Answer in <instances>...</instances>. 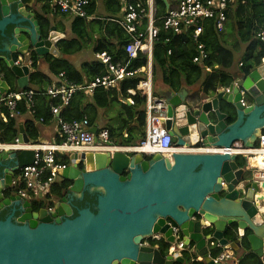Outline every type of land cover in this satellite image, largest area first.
Masks as SVG:
<instances>
[{
  "label": "water",
  "instance_id": "obj_1",
  "mask_svg": "<svg viewBox=\"0 0 264 264\" xmlns=\"http://www.w3.org/2000/svg\"><path fill=\"white\" fill-rule=\"evenodd\" d=\"M55 22L37 0H0V32L4 36L7 26H15L9 44L0 47V99L14 86L29 87L33 55L37 60L63 56L58 42L64 35ZM165 99V125L176 146L231 148L241 142L253 149L264 134V62L247 75L239 72L227 86L200 93L194 103L172 90ZM19 130L17 142L38 143L23 124ZM91 130L97 135V127ZM34 154L12 150L0 155V200L21 213L16 220L14 213L0 219V264L183 262L172 246L173 228L183 248L206 264H219L210 255L209 241L237 251L247 237L251 251L264 256V203L260 206L257 198L264 180L248 181L236 154L177 152L148 158L120 151L72 152L58 172L72 196L58 198L53 210L32 212L29 199H4L3 193ZM9 162L17 166L8 170ZM85 193L95 195L94 204H71L75 195L82 199ZM233 225L236 238L230 240L225 232ZM154 235L171 244L169 255L151 241Z\"/></svg>",
  "mask_w": 264,
  "mask_h": 264
},
{
  "label": "trees",
  "instance_id": "obj_2",
  "mask_svg": "<svg viewBox=\"0 0 264 264\" xmlns=\"http://www.w3.org/2000/svg\"><path fill=\"white\" fill-rule=\"evenodd\" d=\"M136 1V0H133ZM144 3L146 0H140ZM157 13H156V25L159 27V35L153 44V76L155 77L156 70L160 69L163 73V81L174 90H178L181 84L185 83L189 86L201 85L204 92L215 91L221 86H227L231 80V73L228 71L233 66L235 53H240V69L244 74H249L253 69L262 65L264 59V41L258 37L260 32H264V0H235L227 12V20L225 22V28L219 31L216 27L215 18L204 19L201 21L202 34L198 40L193 38V28L184 29L181 33L176 34L172 30H165L162 26L161 18L166 13V6L160 0H156ZM95 2L91 0L90 5L87 7V15L89 16L94 11ZM42 20V17H40ZM88 21L84 18H74L72 24V32L74 37L71 39H61L59 41V47L61 52L66 55H73L77 51L83 49L86 45L92 44L95 52H107L112 57L113 63H120L125 65L128 61V55L125 48L133 42L132 36L128 35L124 29L113 21L106 23L105 21H93L96 26H106V30L111 32L116 38L117 42L114 44L106 38H92L88 36L87 28ZM91 23L90 25H94ZM98 28V27H97ZM101 28V27H100ZM144 29V28H143ZM88 36V37H87ZM1 38V37H0ZM202 43L205 46L208 54L207 59L202 65L194 63L193 58L198 55V44ZM169 50L171 53L169 54ZM34 60V72L30 76V85L24 90L42 89L45 84H49L50 80L37 67L38 60L33 55ZM46 63L49 65L50 70L55 74L64 73L66 77L72 80L75 84H81L84 77L90 81H94L97 76H101L105 73V66L97 61L87 62L84 65V72L76 70L68 59L59 60L47 56ZM130 70L141 69L148 64V56L146 52H139L138 56L129 63ZM210 67L212 71L206 74L205 67ZM143 78V74H135L124 80L122 88L127 90L130 88L136 89L139 81ZM16 87H13L15 90ZM99 91V104H103L111 96L112 100L118 101L116 97L117 93H113L109 89L106 90L102 87L96 89ZM43 92L44 90H35ZM79 94V102H75V98H72L70 104L60 111V115L66 120L79 119L85 115L89 118L90 123L93 125L95 119L89 113V110L93 105L87 103L86 96L83 93ZM126 96L127 93H123ZM43 94L37 93L38 96ZM133 104L127 106L128 119L122 122L121 128H115L108 126L110 141L114 146L128 147L137 146L145 138V126H146V113L145 104L146 97L140 93H136L132 97ZM58 103L60 101L58 100ZM96 103V102H95ZM94 103V104H95ZM17 108L22 115L29 112L26 105V99L23 98L17 102ZM39 112L36 111V117H43L45 120V102L39 107ZM31 111V110H30ZM70 111H76L78 115H70ZM50 112V110L48 111ZM8 114L7 107H0V143H13L19 135V120L18 118H8L4 120L2 114ZM51 113V112H50ZM234 118H230L228 121L232 122ZM27 134L31 139H37L39 136V127L34 124L32 119H28L24 123ZM124 129H127V136L123 134ZM240 157V156H239ZM237 157L236 162L238 165H245V161ZM56 162L59 164H68V158L61 157L57 153ZM69 182L60 181L53 185L51 193L55 201L60 198L63 191V187H68ZM50 204H53L50 201ZM49 204V205H50ZM34 207L38 210L44 207L46 201L39 200L33 202ZM85 204L80 203L79 207H83ZM92 205V204H91ZM76 214V213H75ZM0 219H3L0 216ZM235 225L226 230L225 235L230 240L236 238ZM209 233V232H208ZM251 233L247 232V235ZM161 252L164 256L169 255L172 251V246L166 243L164 240L159 241ZM244 253L239 257L238 264H264L263 260L256 255L250 249V245L247 241V237L243 239L242 248ZM222 249L219 247L211 248L210 254L213 258L221 253ZM184 261H176L173 264H206L203 260L197 261V255L193 251L185 250L182 253Z\"/></svg>",
  "mask_w": 264,
  "mask_h": 264
},
{
  "label": "built area",
  "instance_id": "obj_3",
  "mask_svg": "<svg viewBox=\"0 0 264 264\" xmlns=\"http://www.w3.org/2000/svg\"><path fill=\"white\" fill-rule=\"evenodd\" d=\"M234 0H179L178 4L167 10L166 15L162 18L163 28L165 30H172L174 33H181L184 29L193 28V38L199 39L202 33V26L200 22L204 19L216 20V27L219 31L224 29V24L227 20L226 11L229 3ZM55 12L70 15L73 17L88 18L87 7L90 4L89 0H49ZM156 6L154 0H147L146 6L140 2L126 1L125 14L121 25L128 34L135 39L126 48L128 61L125 65L120 63H113L111 56L106 52L98 53L100 58L108 68L110 74L115 76L111 79L110 74L96 78L94 81L86 86L69 84L68 89H61L56 91H49V95L55 97L61 93L67 92L68 95L63 98V102L59 105L61 108L69 104V99L72 92L84 90L92 92L97 87H108L115 80L123 78L124 76H132L141 69L130 70L129 63L136 58L139 51L152 48V42L155 41L159 35V28L156 26L155 18ZM147 19V25L144 30L139 29L142 20ZM258 37L264 41V32H260ZM144 40L148 43L145 44ZM169 53L171 51L169 50ZM208 54L205 46L202 43L198 44V55L193 58V62L203 64L207 59ZM206 71H212L210 67H205ZM142 94L146 96V136L142 141V145L138 148L140 151L153 155L155 153L169 154L172 151L171 137L166 130L165 119L167 118V104L165 99L155 96L151 90L150 80L141 81L138 85ZM37 92L33 90L28 91H10L0 99V107H7L8 114H2L4 120L8 118H17L20 112L17 108V102L23 98L26 99L27 106L32 109L34 105V97ZM60 107L52 106V112L58 113ZM8 117V118H7ZM59 128L61 132V140L57 143H43L35 145L32 148L28 146H18L13 144H0V153L8 150H22L33 149L35 152L34 160L31 164L26 165L20 169V173L14 181L18 186L19 194L30 200H45L50 199V192L55 183L59 179L58 172L65 168L64 164L56 162V155H67L72 151H101L105 147L95 144V135L90 131L89 121L84 118L82 120H74L65 122L59 120ZM99 139L105 142L109 139V131L102 129L99 132ZM263 143L260 148L264 147V134L260 137ZM229 154H243L247 156V162L251 168L257 170L258 179L264 180V162L255 161L257 155L252 153L250 149L244 150L239 148H226L223 153ZM53 210V207H49ZM173 235L175 237L176 249L183 251V242L181 241L178 228H173ZM160 236H152V240H159ZM213 245V243L211 244ZM200 258H198L199 260ZM234 259L233 251L228 250L214 258L215 263H225Z\"/></svg>",
  "mask_w": 264,
  "mask_h": 264
},
{
  "label": "crops",
  "instance_id": "obj_4",
  "mask_svg": "<svg viewBox=\"0 0 264 264\" xmlns=\"http://www.w3.org/2000/svg\"><path fill=\"white\" fill-rule=\"evenodd\" d=\"M91 3V0H89ZM95 2V7L94 11L92 14L89 15L88 21H91L88 25L87 28V33L88 36L90 35L91 39L92 38H106L107 40H110L114 44L117 42V38L111 34V32L106 30V26H96L93 21H105L106 23L108 22H115L118 23L119 26L122 27L121 22L124 18L125 14V7H126V1L127 0H92ZM162 1V0H160ZM167 3H169V7H174L178 4L179 0H166ZM37 2L44 6L45 12L49 13V16H53L56 20L55 24L57 26V30L64 35L62 39H71L74 37V34L72 32V24L74 22V17L66 14H62L59 12H55L53 7L51 6L49 0H37ZM163 2V1H162ZM90 5V4H89ZM166 5V4H165ZM167 7V5H166ZM51 14V15H50ZM59 23V24H58ZM93 23L94 25H90ZM98 27V28H97ZM101 27V28H100ZM139 27H142V23H140ZM123 28V27H122ZM124 29V28H123ZM125 31V30H124ZM87 36V37H88ZM59 43V42H58ZM90 50L88 55H85L84 50ZM62 50H60L61 52ZM144 51L147 53L148 56V64L146 66H143L141 69V72H138L136 74H143V77L146 76L147 79L151 81V90L152 93H154L155 96L160 97L165 99L169 93L172 91H175V93H178L181 98L185 100L187 103H194L198 100V97H200V93H205L203 86L201 85H195V86H189L185 83L181 84L178 90H174L171 88L169 85L165 84L163 81V73L161 72L160 69L156 70L155 77L153 76V47L150 49H144ZM99 53V52H98ZM97 52L93 50L92 44L86 45L83 49L77 51L73 55H66L65 53L61 52L63 56H58L54 57L51 55H47L52 58H57L59 60L63 59H68L69 62L72 64V66L78 70L79 72H84V65L87 62H94L97 61ZM46 56V57H47ZM46 57L43 58L45 59L43 63V69L42 72L47 75V77L50 80L49 84H45V87H42V89H34L33 90H44L43 92L47 91L50 88H56L59 87L60 85H69V84H75L72 80L68 79L66 75L62 72L60 74H55L50 70L49 65L46 63ZM240 60L239 57L234 59L233 66L228 69V71L231 73L232 79L238 75L239 72H241L240 69ZM45 70V71H44ZM108 72V69L105 67V73L101 76L106 75ZM210 72H206L208 74ZM135 75V74H134ZM133 76V75H132ZM128 77H123L120 79L115 80L109 87H107L110 91H113V93H117L116 97L118 98V101L112 100L113 96L109 98L106 102H104L102 105L97 102L99 100V96L97 97L99 91L96 90V88L92 91H84V90H79L75 91L73 98H75V102H79V94L78 93H83L86 96L87 103L93 105V107L89 110V113L91 116L95 119L93 122V125L90 123L89 118L85 115L84 117L79 119H74L72 118L71 120H66L64 117L60 115L61 108L58 103V98L52 97L48 94L42 95V96H36L34 99V105H33V111L27 112L26 114L22 115L21 117L18 118L19 120V126L20 124H23V127L25 129L24 123L26 120L32 119L34 124L39 127V136L37 139H35L38 142H59L61 140V132L59 128V120L62 119L65 122H71L74 120H82L86 118L91 126V129L94 127H97L98 130L102 128H106L109 130L108 126H113L115 128H121L122 122L126 119H128V109L126 108L127 106H131L133 104V99L132 97L136 95V93H143L145 92V88L143 89V92L139 89L138 83L136 89L130 88V89H123L122 84L124 83V80L127 79ZM95 78V79H96ZM92 82V81H90ZM77 85V84H76ZM80 86H86L88 85V79L84 77V80ZM106 89V90H108ZM123 93H127L126 96ZM144 96L143 94H141ZM72 101V100H71ZM45 102V120L43 117H36L35 113L36 111L39 112L38 107ZM96 102V103H95ZM95 103V104H94ZM70 104V102H69ZM68 104V105H69ZM57 106L60 107L58 113H53L51 107L52 106ZM146 110V104L145 108ZM50 110V112H48ZM146 113V111H145ZM70 115L68 116H74L78 115L76 111H70ZM146 116V115H145ZM20 131V130H19ZM26 131V129H25ZM123 134L127 136V129L122 130ZM27 132V131H26ZM145 133H146V126H145ZM29 136V135H28ZM30 137V136H29ZM31 138V137H30ZM198 149V148H197ZM196 149V150H197ZM200 149V148H199ZM214 152L215 149L213 147L210 148V150ZM177 152V151H176ZM170 155V154H169ZM61 157H65L64 154H61ZM241 160L245 161V165H239L241 169H244L245 171V178L248 181H254L258 180L259 182L263 181L258 179L257 176V170H254L253 168L250 167L248 164L247 158H244L243 155L239 157ZM239 164V163H238ZM222 249V248H221ZM226 250H223L221 252H225ZM244 249H239L238 252H236L235 259L225 262L224 264H238V258L243 255Z\"/></svg>",
  "mask_w": 264,
  "mask_h": 264
},
{
  "label": "bare ground",
  "instance_id": "obj_5",
  "mask_svg": "<svg viewBox=\"0 0 264 264\" xmlns=\"http://www.w3.org/2000/svg\"><path fill=\"white\" fill-rule=\"evenodd\" d=\"M193 34H194V32H193ZM134 41H135V39L133 40V42H134ZM144 42H145V44L148 43L146 40H144ZM131 43H132V42H131ZM153 44H154V41H153L152 44H151L152 47H153ZM108 55H109V54H108ZM111 59H112V57H111ZM97 62L103 64V65L107 68V65H106V64H105L100 58H98V57H97ZM121 65H123V64H121ZM107 69H108V68H107ZM108 73H109V71L107 72V74H108ZM109 74H110V73H109ZM110 76H111V79H114V78H115V76H114L113 74H110ZM124 77H127V76H124ZM146 80H148V79L146 78V76H144V77L140 80V82H141V81H146ZM150 83H151V81H150ZM108 87H109V86H108ZM102 88H104V89H108V88L105 87V86H102ZM61 89H65V90H67V89H68V86L62 84V85H60L59 87H56V88H50V89H48L47 91H45V93H41V94L45 95V94H48L50 90H52V91H56V90H61ZM74 93H75V92H72V94H71V96H70V99H69V102L72 100ZM36 94H37V93H36ZM38 94H39V93H38ZM48 95H49V94H48ZM67 95H68V93H67V92H64V93H61V94L55 96V98H58L59 101H60L59 104H61V103L63 102V98H65ZM50 96H51V95H50ZM165 128H166L168 134H169L170 137H171V146H172L173 149H172L171 153H169L170 155H169V154H162L163 156L171 157L173 153H177V152H179V153H188V152H190V153H201V154H205V153H223L224 150L226 149V148L213 147V148L215 149V151H214V152H211V151H207V150H210L211 147H203V146L200 145V144L195 145V146H192V147H190V146H189V147H186V146H184V147L176 146V145L172 142V135L170 134L169 130L167 129V127H165ZM145 136H146V134H145ZM144 139H145V138H144ZM144 139H143V140H144ZM143 140H142V141H143ZM259 140H260V139H259ZM259 140H258L257 144H255V146L253 147V149H250V150L252 151V153H254V154L257 155L255 161H257L258 163H259V162H264V147H263V148H260V144H262L263 142H262V141H259ZM142 141H141V143H140L139 145H137V146H133V147H128V146H126V145H123V146H114V145L111 143V141H110V136H109V139H108L107 141H105V142H101V144L105 147V149H106L107 151H110V152H112V153H114V152H116V151H120V152H124V153H126V154H128V155L141 154V155H143V156H145V157H148V158H149V157H152V156L155 155V154H161V153H155V154H153V155H148L147 153L140 151L138 148L141 147V145H142ZM197 148H198V149H197ZM199 148H200V149H199ZM231 148H239V149L248 150V148H245V147L242 145L241 142H236L234 145H232ZM196 149H197V150H196ZM176 151H177V152H176ZM236 155H238V157H239V156H242L243 154H236ZM243 157H246V158H247L246 155H243ZM257 198H258V202L260 203V206H261V205L264 203V201H262V200H264V188H262L261 191H259V193H258V195H257ZM261 199H262V200H261Z\"/></svg>",
  "mask_w": 264,
  "mask_h": 264
},
{
  "label": "flooded vegetation",
  "instance_id": "obj_6",
  "mask_svg": "<svg viewBox=\"0 0 264 264\" xmlns=\"http://www.w3.org/2000/svg\"><path fill=\"white\" fill-rule=\"evenodd\" d=\"M14 27L15 26H12V25L11 26H7L6 29L4 30V36L0 32V37H1L0 38V47H4L5 44L6 45L9 44V40L11 39L10 36L13 34ZM44 61H45V59H41V60H38V62H37V67L41 71H42L41 66H43ZM32 64L34 65L33 62H32ZM2 66H3V64H2ZM16 166L17 165L15 163L9 162L7 164V166H6V168H8V170H13ZM79 168L82 170L83 167L82 166H79ZM17 172H16V174H17ZM16 174H15V176L12 179V184H11L12 186L9 189L5 190V192L3 193L4 199L5 198H9V197L11 198L12 196L15 197V196L19 195L17 186L15 184H13V180L16 177ZM72 194L73 193H70L68 191V188L67 187H63V191H62V193L60 195V198L61 197H66V198L70 199V196H72ZM94 200H95V195L93 196V195H89V194H86L85 193L83 195V198L82 199L78 195H75V199L73 200V202H71V204L73 206H76L77 207V206H80V203H84V204H86V203L94 204ZM2 203H3V201L0 200V204H1L0 205V216H2L3 219H5L6 217H8L9 215H12L13 213H14V216L13 217L15 218V220L18 217L21 216V213H20L19 210H14V207H12L10 205H5V204H2ZM45 208H46V205H45ZM32 209H33L32 212H37V211L40 210V209L37 210L34 207V205H32ZM156 243H158V242H156Z\"/></svg>",
  "mask_w": 264,
  "mask_h": 264
},
{
  "label": "clouds",
  "instance_id": "obj_7",
  "mask_svg": "<svg viewBox=\"0 0 264 264\" xmlns=\"http://www.w3.org/2000/svg\"><path fill=\"white\" fill-rule=\"evenodd\" d=\"M129 2H133V3H136V2H140L142 5H144V6H146V1L144 2V3H142L140 0H136V1H133V0H128ZM155 1V6H156V13H157V5H156V0H154ZM233 2H235V0L234 1H232L231 3H229V5H228V8H229V6L233 3ZM164 3V2H163ZM164 5H165V3H164ZM166 6V5H165ZM171 7H169V3H168V6L166 7V13H167V10L168 9H170ZM228 8H227V10H228ZM227 12V11H226ZM166 13H165V15H166ZM165 15H163V17L165 16ZM162 17V18H163ZM74 18H77V17H74ZM155 18H156V15H155ZM162 18H161V20H162ZM85 19H89V16H88V18H85ZM156 21H157V18H156ZM156 21H155V24H156ZM203 21V20H202ZM146 25H147V19L146 18H144L143 20H142V27L140 28L139 27V29L140 30H144L145 29V27H146ZM200 25H201V22H200ZM157 26V25H156ZM162 26H163V24H162ZM202 26V25H201ZM123 27V26H122ZM158 27V26H157ZM144 28V29H143ZM159 28V27H158ZM224 28H225V24H224ZM125 30V29H124ZM203 30V29H202ZM159 31H160V29H159ZM125 32H126V30H125ZM127 33V32H126ZM128 34V33H127ZM177 34V33H176ZM202 34V33H201ZM200 34V35H201ZM128 35H130V34H128ZM131 36V35H130ZM200 37V36H199ZM126 51V50H125ZM171 51V50H170ZM139 52H141V51H139ZM138 52V53H139ZM142 52H145V51H142ZM100 53H102V52H100ZM107 53V52H106ZM169 53V52H168ZM108 54V53H107ZM170 54V53H169ZM110 55V54H109ZM138 56V55H137ZM128 58V57H127ZM135 59V58H134ZM133 60V59H132ZM113 61V60H112ZM263 62H264V59H263ZM195 63V62H194ZM199 64V63H198ZM200 65H202V64H200ZM207 72H209V71H207ZM211 72V71H210ZM91 83V82H90ZM89 84V83H88ZM74 85H76V84H74ZM77 85H79V84H77ZM98 88V87H97ZM96 88V89H97ZM30 90H33V89H30ZM11 91H14V90H11ZM16 91H20V90H16ZM22 91V90H21ZM23 91H28V90H23ZM33 91H35V90H33ZM38 92V91H37ZM7 94V93H6ZM142 94V93H141ZM154 94V93H153ZM145 96V95H144ZM146 97V96H145ZM34 99H35V97H34ZM163 99V98H162ZM165 101H166V99H165ZM33 102H34V100H33ZM167 104V103H166ZM26 105H27V103H26ZM66 106H68V105H66ZM66 106H63V108L64 107H66ZM27 108L29 109V110H31V112L33 111V108L32 109H30L28 106H27ZM51 109H52V107H51ZM19 117H21V114H20V116ZM18 118V117H17ZM89 126H90V123H89ZM102 129H106V128H102ZM102 129H100V130H102ZM100 130H97V135L96 134H94L93 132H92V130H91V126H90V131L95 135V137H97L98 138V140L100 141V143L98 144V143H96V138H95V144L96 145H101V140L99 139V132H100ZM108 130V129H107ZM109 131V130H108ZM110 136V135H109ZM35 140V139H34ZM13 143H16L18 146H28V147H33V146H35V145H40V144H43V143H51V142H38V143H35V144H21V143H19V142H17V139L13 142ZM13 143H0V144H13ZM54 143H57V142H54ZM103 146V145H102ZM22 149V150H33V149ZM8 151H12V150H8ZM8 151H4V152H1L0 153V155L1 154H3V153H5V152H8ZM13 151H18V150H13ZM34 151V150H33ZM90 152H91V150H89ZM101 151H107L106 149H104V150H101ZM72 152H87V151H72ZM72 152H69L67 155H65V158L70 154V153H72ZM92 152H94V151H92ZM35 155V154H34ZM59 155H61V154H59ZM149 158H151V157H149ZM57 163H59V162H57ZM65 165V167L68 165H66V164H64ZM21 169V168H20ZM20 169L18 170V172H17V174H16V177L14 178V180H13V184H14V181H15V179L17 178V176L19 175V173H20ZM61 180H60V177H59V179H58V181H57V183H59ZM57 183H55V184H57ZM54 184V185H55ZM16 185V184H15ZM17 186V185H16ZM17 188H18V186H17ZM68 188V187H67ZM19 189V188H18ZM19 193V192H18ZM19 196H21L20 194H19ZM22 197V196H21ZM23 198V197H22ZM24 199H26V198H24ZM30 200V199H29ZM31 202H32V205H33V202L34 201H36V200H30ZM43 201H45V200H43ZM50 201H52L53 203H54V201H55V199H53V196H52V193L50 192V199L48 200V201H46V204H48V206L46 205V208H48L49 209V207H53V204H50ZM50 204V205H49ZM45 207V206H44ZM43 207V208H44ZM50 210V209H49ZM181 237V236H180ZM152 242L153 241H156V240H151ZM181 241H182V239H181ZM156 242H158V241H156ZM183 242V241H182ZM209 243V251L211 250V248H214V247H219V248H222L223 250H226V251H228V250H231V249H224L222 246H220V245H218V243L217 242H208ZM213 243V245H211ZM174 248H175V251L176 252H178V253H180V255H183L182 253H183V251H185V250H189V251H192L191 249H188V248H185L183 251H178L177 249H176V244H174ZM242 248V247H241ZM240 248V249H241ZM231 251H233V254H234V259H235V255H236V252H238L239 250H237V251H234V250H231ZM222 253H224V252H221L220 254H222ZM219 254V255H220ZM211 255V254H210ZM218 255V256H219ZM212 257V256H211ZM217 257V256H216ZM198 258H200L199 260H198ZM212 259L214 260V258L212 257ZM262 260H263V263H264V256H263V258H261ZM196 260L197 261H202L203 259L201 258V257H199V256H197V258H196ZM238 260H239V258H238ZM204 261V260H203ZM238 263H239V261H238ZM190 264H192V263H190ZM219 264H224V263H219Z\"/></svg>",
  "mask_w": 264,
  "mask_h": 264
},
{
  "label": "rangeland",
  "instance_id": "obj_8",
  "mask_svg": "<svg viewBox=\"0 0 264 264\" xmlns=\"http://www.w3.org/2000/svg\"><path fill=\"white\" fill-rule=\"evenodd\" d=\"M89 51H90V50H88V49H87V50H84L85 55H88V54H89ZM235 56H236V58L240 57V53H238V52L235 53ZM43 66H44V65H43ZM43 66H41V69L44 68ZM44 71H45V70H44ZM172 246L174 247V245H172Z\"/></svg>",
  "mask_w": 264,
  "mask_h": 264
}]
</instances>
